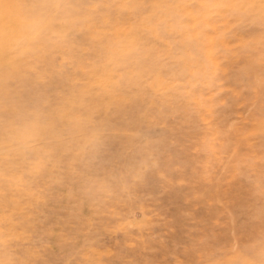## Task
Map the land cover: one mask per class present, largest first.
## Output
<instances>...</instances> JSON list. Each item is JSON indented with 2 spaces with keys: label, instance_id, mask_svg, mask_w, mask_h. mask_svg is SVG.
Wrapping results in <instances>:
<instances>
[{
  "label": "rangeland",
  "instance_id": "rangeland-1",
  "mask_svg": "<svg viewBox=\"0 0 264 264\" xmlns=\"http://www.w3.org/2000/svg\"><path fill=\"white\" fill-rule=\"evenodd\" d=\"M0 264H264V0H0Z\"/></svg>",
  "mask_w": 264,
  "mask_h": 264
}]
</instances>
